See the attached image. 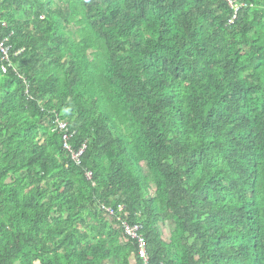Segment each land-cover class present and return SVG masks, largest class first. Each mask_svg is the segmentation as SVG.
<instances>
[{"label": "trees", "instance_id": "obj_1", "mask_svg": "<svg viewBox=\"0 0 264 264\" xmlns=\"http://www.w3.org/2000/svg\"><path fill=\"white\" fill-rule=\"evenodd\" d=\"M232 2L0 0V264H264V0Z\"/></svg>", "mask_w": 264, "mask_h": 264}, {"label": "built area", "instance_id": "obj_2", "mask_svg": "<svg viewBox=\"0 0 264 264\" xmlns=\"http://www.w3.org/2000/svg\"><path fill=\"white\" fill-rule=\"evenodd\" d=\"M8 27V23L4 22L0 16V30L1 28H7ZM9 39L6 38L5 40L2 38L1 34H0V47L3 49L4 53H5V60H10V49L6 46V43ZM4 71L8 72V68L4 67ZM62 127H65V124H62ZM91 176V174H89V177ZM102 209L106 212V214L110 217H117L119 221L122 222V228L125 230L126 234H128L131 237H137L138 236V228L139 226H131L128 221L123 220V218L118 216V212L123 213L125 211V206H120L118 209V212H116L115 210H113L112 208H108L103 206ZM123 220V221H122ZM141 250L139 253V256L141 257V260L143 261L144 264H151L150 262V256L147 252L146 249V244L145 243H141Z\"/></svg>", "mask_w": 264, "mask_h": 264}, {"label": "clouds", "instance_id": "obj_3", "mask_svg": "<svg viewBox=\"0 0 264 264\" xmlns=\"http://www.w3.org/2000/svg\"><path fill=\"white\" fill-rule=\"evenodd\" d=\"M227 1L230 2V4L232 5V7L234 6L232 0H227ZM235 10L238 11V7H237V8L235 7ZM0 16H1V14H0ZM235 17H236V15H235ZM1 18H2V16H1ZM2 20H3L4 22H6L3 18H2ZM6 23H8V22H6ZM7 28H9V24H8V27H7ZM62 124H64V123H62ZM62 124H61V126H62ZM64 128H65V127H64ZM86 146H87V144L85 143L84 146H83L82 148L79 149V151H77V152L73 151V155H74L76 158H78V162H82V160H80V157H82V155L86 152ZM105 207H106V206H105ZM108 208H110V207H108ZM107 216H108V215H107ZM109 217H110V216H109Z\"/></svg>", "mask_w": 264, "mask_h": 264}]
</instances>
